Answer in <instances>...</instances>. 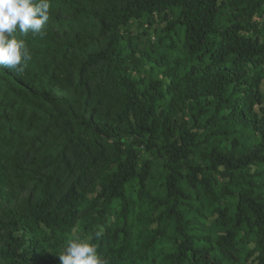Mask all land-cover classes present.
Here are the masks:
<instances>
[{"label": "trees", "instance_id": "trees-1", "mask_svg": "<svg viewBox=\"0 0 264 264\" xmlns=\"http://www.w3.org/2000/svg\"><path fill=\"white\" fill-rule=\"evenodd\" d=\"M48 2L0 66V264H264V0Z\"/></svg>", "mask_w": 264, "mask_h": 264}, {"label": "clouds", "instance_id": "clouds-1", "mask_svg": "<svg viewBox=\"0 0 264 264\" xmlns=\"http://www.w3.org/2000/svg\"><path fill=\"white\" fill-rule=\"evenodd\" d=\"M48 0H0V66L23 72L31 54L23 39L14 35L17 31L27 35L41 33L49 21ZM102 231L96 233L100 238ZM60 264H106L98 254L95 244L73 238L59 255Z\"/></svg>", "mask_w": 264, "mask_h": 264}, {"label": "rangeland", "instance_id": "rangeland-1", "mask_svg": "<svg viewBox=\"0 0 264 264\" xmlns=\"http://www.w3.org/2000/svg\"><path fill=\"white\" fill-rule=\"evenodd\" d=\"M153 28H154L153 26H150V27L144 26L143 27V29H145L147 32H151L153 30ZM141 30H142V28L137 25V21H133L132 31L135 33V32H139Z\"/></svg>", "mask_w": 264, "mask_h": 264}]
</instances>
